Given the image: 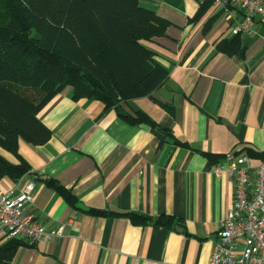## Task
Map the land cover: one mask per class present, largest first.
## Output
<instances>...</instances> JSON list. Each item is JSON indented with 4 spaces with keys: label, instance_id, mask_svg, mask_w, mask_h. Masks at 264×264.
Masks as SVG:
<instances>
[{
    "label": "crops",
    "instance_id": "0c3cea01",
    "mask_svg": "<svg viewBox=\"0 0 264 264\" xmlns=\"http://www.w3.org/2000/svg\"><path fill=\"white\" fill-rule=\"evenodd\" d=\"M139 4L170 22L164 37L144 43L168 69L167 80L150 96L109 110L96 100L74 101L66 87L40 110L51 137L40 146L18 141L32 175L16 183L0 179V191L15 194L32 181L26 212L61 236L20 245L0 264L208 263L234 182L214 175L205 154L222 157L218 163L229 152L248 154L252 165L264 156V25L245 34L242 56L227 55L216 45L232 36L240 11L211 3L193 19L199 0ZM136 110L172 136L118 115ZM0 155L15 162L1 149ZM50 178L70 190L73 206L48 187ZM128 213L180 222L170 228L134 223ZM9 241L0 235V246Z\"/></svg>",
    "mask_w": 264,
    "mask_h": 264
},
{
    "label": "trees",
    "instance_id": "16d2710c",
    "mask_svg": "<svg viewBox=\"0 0 264 264\" xmlns=\"http://www.w3.org/2000/svg\"><path fill=\"white\" fill-rule=\"evenodd\" d=\"M211 3H200L193 19ZM169 26V21L141 6L139 0H0V149L15 159L11 162L0 155V179L16 183L24 175H32L18 152V141L40 146L50 139L51 131L38 113L64 88H71L74 101L96 100L109 110L150 96L162 86L168 69L144 43L164 37ZM244 36L238 33L222 39L216 51L242 56ZM118 112L130 125L147 123L171 135L140 110ZM173 142L188 147L178 139ZM205 156L212 165L222 158ZM45 181L69 205L75 204L69 189L52 178ZM90 213L121 215L93 209ZM125 215L134 223L166 228L180 222L166 215ZM20 245L28 244L10 239L0 246V263L10 261Z\"/></svg>",
    "mask_w": 264,
    "mask_h": 264
},
{
    "label": "built area",
    "instance_id": "2783aa9c",
    "mask_svg": "<svg viewBox=\"0 0 264 264\" xmlns=\"http://www.w3.org/2000/svg\"><path fill=\"white\" fill-rule=\"evenodd\" d=\"M206 0H199L200 3ZM224 9L240 11L242 20L232 34H250L255 23L264 25V0H209ZM220 176L234 182L232 204L221 220L207 264H264V161L251 164L246 154L229 152L223 163L210 166ZM34 183H26L17 193L0 191V235L28 245L61 236L46 231L26 212L33 201Z\"/></svg>",
    "mask_w": 264,
    "mask_h": 264
},
{
    "label": "water",
    "instance_id": "95a60500",
    "mask_svg": "<svg viewBox=\"0 0 264 264\" xmlns=\"http://www.w3.org/2000/svg\"><path fill=\"white\" fill-rule=\"evenodd\" d=\"M177 229H179V227H177Z\"/></svg>",
    "mask_w": 264,
    "mask_h": 264
},
{
    "label": "rangeland",
    "instance_id": "374dc122",
    "mask_svg": "<svg viewBox=\"0 0 264 264\" xmlns=\"http://www.w3.org/2000/svg\"><path fill=\"white\" fill-rule=\"evenodd\" d=\"M141 5V4H140ZM142 6V5H141Z\"/></svg>",
    "mask_w": 264,
    "mask_h": 264
}]
</instances>
